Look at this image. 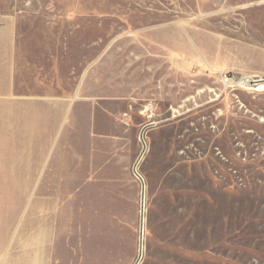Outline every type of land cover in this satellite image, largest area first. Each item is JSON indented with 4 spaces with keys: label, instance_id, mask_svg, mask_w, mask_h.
I'll use <instances>...</instances> for the list:
<instances>
[{
    "label": "rangeland",
    "instance_id": "1",
    "mask_svg": "<svg viewBox=\"0 0 264 264\" xmlns=\"http://www.w3.org/2000/svg\"><path fill=\"white\" fill-rule=\"evenodd\" d=\"M22 5L45 9L41 42L70 43L64 59L40 46V91L51 93L37 135L0 137L3 150L36 152L52 187L19 189L31 160L0 169L3 245L33 251L24 264H136L141 244L139 264H264V0ZM94 64L105 92L94 133L49 149L62 133L50 98L93 84Z\"/></svg>",
    "mask_w": 264,
    "mask_h": 264
},
{
    "label": "crops",
    "instance_id": "2",
    "mask_svg": "<svg viewBox=\"0 0 264 264\" xmlns=\"http://www.w3.org/2000/svg\"><path fill=\"white\" fill-rule=\"evenodd\" d=\"M46 10L50 11V9ZM42 11L45 9L22 5V0H0V137L6 133L7 127L26 128L27 133L29 128L31 131L34 127L35 135L38 133L40 100H43L40 99V94L51 93L40 91V46L51 48L42 52L46 56L54 55L53 47H63V59L65 55L68 56V52L65 51V47L70 43L68 39H58L56 42L40 41L42 30L36 26L35 20L43 14ZM45 25L49 26L50 23L46 22ZM94 45L101 46L102 41L98 40ZM94 65L90 69L93 73V84L84 80L80 85L63 91V97L50 98L51 108L57 112L56 118L62 133L60 136L56 135V138L53 136L49 149H54V146L57 149L61 138L62 147L75 149V143L81 140L83 133H94L98 116L100 118L102 115L105 93L101 84L102 68L96 66L97 64ZM106 98L112 101L116 97ZM16 136L21 137L22 131L16 133ZM2 141L3 139L0 138V144L3 143ZM11 141L21 144L32 142L22 138ZM46 157H52L51 151ZM36 158L38 154L33 150H3L0 147V169L13 168L14 171L9 172L10 174H17L16 160H31V169L25 174L31 176L32 182L19 188L21 190L52 189L47 184L46 188H42L43 184L39 183V175L47 173L48 169L40 171L38 164L36 167L33 166L32 160ZM78 159L81 158L78 156ZM79 163L80 161H76L74 167H78ZM15 237H18L17 232ZM2 238H6V233H2L0 227V264H24L23 255L32 254L33 251L18 245L8 248L1 242ZM53 248L55 249V246ZM52 253L54 254V250ZM25 263L31 262L27 260ZM48 264H55L54 259Z\"/></svg>",
    "mask_w": 264,
    "mask_h": 264
},
{
    "label": "water",
    "instance_id": "3",
    "mask_svg": "<svg viewBox=\"0 0 264 264\" xmlns=\"http://www.w3.org/2000/svg\"><path fill=\"white\" fill-rule=\"evenodd\" d=\"M152 126H154V124H149V125H147V126L143 129L142 136H143L144 131H145L146 129H148L149 127H152ZM141 139H142V137H141ZM144 153H145V151L143 152V154H144ZM143 154H142V156H143ZM142 156L140 157V159L142 158ZM139 161H140V160H139ZM139 161L137 162V164L134 166V169H133L134 174L137 175V176H139V175H138V172H137V165H138ZM143 197H144V196H143ZM140 229H141V239H142L143 231H144V201L142 202V214H141ZM141 243H142V242H141ZM142 256H143V252H142V244H141L140 260L142 259ZM140 260H139V262H140ZM139 262H138V264H139Z\"/></svg>",
    "mask_w": 264,
    "mask_h": 264
},
{
    "label": "bare ground",
    "instance_id": "4",
    "mask_svg": "<svg viewBox=\"0 0 264 264\" xmlns=\"http://www.w3.org/2000/svg\"><path fill=\"white\" fill-rule=\"evenodd\" d=\"M250 82H255V81H250ZM257 82V81H256ZM142 242V241H141ZM140 250H141V248H140ZM140 257V256H139ZM139 262V261H138ZM138 262L136 263V264H138Z\"/></svg>",
    "mask_w": 264,
    "mask_h": 264
}]
</instances>
